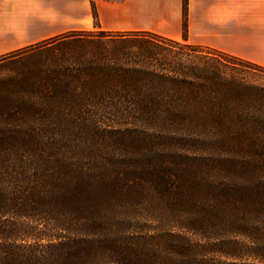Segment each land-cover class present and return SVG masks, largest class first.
I'll return each instance as SVG.
<instances>
[{
  "label": "trees",
  "instance_id": "trees-1",
  "mask_svg": "<svg viewBox=\"0 0 264 264\" xmlns=\"http://www.w3.org/2000/svg\"><path fill=\"white\" fill-rule=\"evenodd\" d=\"M186 9L182 40L68 30L1 82L0 264H264V92L238 66L264 67L189 43Z\"/></svg>",
  "mask_w": 264,
  "mask_h": 264
},
{
  "label": "crops",
  "instance_id": "crops-1",
  "mask_svg": "<svg viewBox=\"0 0 264 264\" xmlns=\"http://www.w3.org/2000/svg\"><path fill=\"white\" fill-rule=\"evenodd\" d=\"M100 27L182 40V0H93ZM90 0H0V55L71 28L70 5ZM91 10V8H90ZM108 13L104 20L100 16ZM186 40L264 67V0H187Z\"/></svg>",
  "mask_w": 264,
  "mask_h": 264
},
{
  "label": "rangeland",
  "instance_id": "rangeland-1",
  "mask_svg": "<svg viewBox=\"0 0 264 264\" xmlns=\"http://www.w3.org/2000/svg\"><path fill=\"white\" fill-rule=\"evenodd\" d=\"M108 1H116V0H108ZM91 2H94L93 0H90V8H91ZM88 7L86 8V12H82V7H79L77 5L71 4L70 5V21H71V28L69 30H77V31H83V30H93L94 28L98 27L99 29H94V30H106L108 32H116V31H132V30H118V29H103L100 26L99 23V15L97 13V18L95 19L92 16L91 10ZM102 19H106L108 17V13L103 11V14L100 16ZM97 23L98 25L96 26ZM68 31V30H67ZM66 32V31H65ZM153 34H159L153 31ZM64 33V32H62ZM59 33V34H62ZM55 34L53 36L59 35ZM161 35V34H160ZM51 36V37H53ZM140 36V35H139ZM49 37V38H51ZM144 37H139L137 38L138 41L135 42H130L127 44V46L130 47L131 50H128L127 52H135V48H140L143 49L145 52L150 53V54H156L158 59L163 57V53L161 50L158 48V44L152 45L146 43H143L141 40ZM48 39V38H47ZM46 40V39H45ZM96 40H100L99 38ZM106 43V46H109L108 48L112 50L114 47V43L109 42L108 39H103ZM43 41V40H41ZM41 41H38V43H41ZM36 44L35 47H27L22 49V51H19L15 53V55H12V57H5V58H0V84L3 81L8 80L9 78L16 77L17 75H21V72H24L25 69L32 68L35 64H38L43 58H47L50 55H54L57 51V54L59 53L58 50L55 48L59 49L60 46H54L53 50H50L49 47L46 48L43 45H37V42L32 43ZM31 45V44H29ZM28 46V45H26ZM158 46V47H157ZM24 47V46H23ZM56 50V51H55ZM69 52L68 50H66ZM128 63V65H125V67H139V68H146V67H151L152 65L158 64L153 61L146 60L145 57H142L141 59H128L125 61ZM241 68L240 74L244 78L245 82L248 84H252L260 88L264 92V72L263 71H258V70H251L247 69L241 66H238ZM25 98H30L29 95H24ZM219 261H224L225 262H230L232 259L228 258H222L219 257L217 258Z\"/></svg>",
  "mask_w": 264,
  "mask_h": 264
}]
</instances>
